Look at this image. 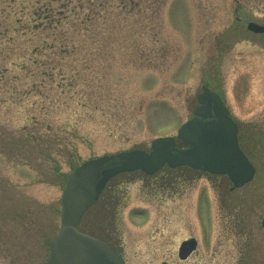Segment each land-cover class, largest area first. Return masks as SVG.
I'll list each match as a JSON object with an SVG mask.
<instances>
[{"label":"rangeland","instance_id":"rangeland-1","mask_svg":"<svg viewBox=\"0 0 264 264\" xmlns=\"http://www.w3.org/2000/svg\"><path fill=\"white\" fill-rule=\"evenodd\" d=\"M239 1L241 12L264 16V0ZM235 5L0 0V264H45L68 175L89 159L176 136L208 82L223 89L238 120L264 131V51L221 36L235 21ZM53 46L69 50L56 58ZM82 48H91L90 61ZM256 161L252 186L262 187L264 160ZM119 180L109 182L80 229L118 238L127 264L177 259L181 240L201 232L192 192L204 180L173 179L186 191L176 201L156 187V176L118 187Z\"/></svg>","mask_w":264,"mask_h":264},{"label":"flooded vegetation","instance_id":"flooded-vegetation-1","mask_svg":"<svg viewBox=\"0 0 264 264\" xmlns=\"http://www.w3.org/2000/svg\"><path fill=\"white\" fill-rule=\"evenodd\" d=\"M235 1V21L221 33V36L231 42L247 43L264 51V16L253 17L250 14H245V11L241 12L240 1ZM216 83L219 84L218 81ZM205 88L220 96L229 110V115L234 119L238 146L256 169L254 178L250 182L235 184L228 173H218L206 167L200 169L191 166L172 168L168 165L157 171L155 175L134 171L122 173L111 180L120 178L118 181V187H120L134 177L145 180L156 176V187H160L162 193L167 194L168 192L169 199L174 201L177 200L178 195L182 196L186 191H180L176 186H171L173 179L204 180V185L192 192L195 194L194 199L197 204L196 213L202 221L201 232L181 240L176 255L172 253V256L177 259L170 262L161 261L158 264H190L192 259H197L196 262L199 261L201 264H264V238L263 240L260 237L258 239L257 235V233H262L264 237V211L258 213V209L264 207V205L258 206V203L264 198L257 195L264 193V186H252L260 171L256 160H264V141L262 140L264 131H260L255 122L238 120L232 114L223 89L216 88L209 82L203 85L197 94L198 105L190 117L191 119L196 117V112L203 108V111L207 112L206 105L201 101ZM212 112L214 113V111ZM202 119L215 120L216 115L212 114V116L202 117ZM177 146L187 148L179 140ZM146 150L148 151V149ZM162 174L164 175L162 176ZM160 175L162 176L161 181H159ZM166 176L170 179L168 186L161 184L162 179ZM109 182L104 191L102 190V194L109 188ZM257 224H260L262 232L257 228ZM84 232L110 244L119 252H123L117 245L120 241L118 238L109 240L110 238H105L95 232ZM114 237L116 238L115 235Z\"/></svg>","mask_w":264,"mask_h":264},{"label":"water","instance_id":"water-1","mask_svg":"<svg viewBox=\"0 0 264 264\" xmlns=\"http://www.w3.org/2000/svg\"><path fill=\"white\" fill-rule=\"evenodd\" d=\"M202 101L207 112L204 108L197 111V117L183 124L178 131L177 138L189 149L178 148L175 137H160L152 141L150 153L135 149L103 155L85 161L68 176L61 198L60 232L50 244V258L46 264H126L116 248L78 229L108 181L121 173L142 170L154 175L168 164L173 168L206 167L228 173L236 184H244L253 178L255 169L238 146L233 120L220 97L206 90ZM212 114L223 124L210 126L202 121V116ZM213 146L216 149H212Z\"/></svg>","mask_w":264,"mask_h":264},{"label":"trees","instance_id":"trees-1","mask_svg":"<svg viewBox=\"0 0 264 264\" xmlns=\"http://www.w3.org/2000/svg\"><path fill=\"white\" fill-rule=\"evenodd\" d=\"M53 48H56V49L59 48V50L57 49L58 52L55 50V53H54L56 58H58V55L60 53H63L65 50H69V49H65L64 46H60V47L53 46ZM39 51H40V54L43 55V51L42 50H39ZM71 52L73 53V52H75V50H72ZM76 52L74 54H76ZM80 52H81L82 56L84 57L83 61H90L91 52H92L91 48H89V49L82 48Z\"/></svg>","mask_w":264,"mask_h":264},{"label":"bare ground","instance_id":"bare-ground-1","mask_svg":"<svg viewBox=\"0 0 264 264\" xmlns=\"http://www.w3.org/2000/svg\"><path fill=\"white\" fill-rule=\"evenodd\" d=\"M51 244V243H50Z\"/></svg>","mask_w":264,"mask_h":264}]
</instances>
